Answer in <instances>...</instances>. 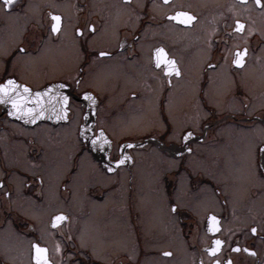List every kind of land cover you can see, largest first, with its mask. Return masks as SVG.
I'll use <instances>...</instances> for the list:
<instances>
[{"label": "flooded vegetation", "instance_id": "obj_1", "mask_svg": "<svg viewBox=\"0 0 264 264\" xmlns=\"http://www.w3.org/2000/svg\"><path fill=\"white\" fill-rule=\"evenodd\" d=\"M179 10L197 19L187 26L170 21ZM256 13L263 16L264 8L254 0H14L10 10L0 0V84L13 79L39 90L59 82L69 95L67 119L34 120L32 113L15 119L6 110L12 104L0 100V264H35L34 241L49 249L53 264H157L159 258L167 264H264V175L227 165L229 157L239 162L249 151L256 161L264 155L258 151L264 139L251 140L248 149L250 140L239 134L264 132V106L252 109L255 96L247 87L255 42L264 43L254 28ZM51 14L62 17L59 33H51ZM237 19L243 32L233 31ZM69 32L73 46L63 40ZM50 45L58 56H51ZM158 47L175 59L180 76L155 67ZM237 49H247L243 66L232 64ZM225 78L243 81L227 98L242 101L241 112L216 102ZM126 123L136 126L134 133H120ZM100 130L109 141L103 147L92 144ZM186 131L194 133L188 141ZM122 153L132 159L115 164ZM148 189L154 201L146 200ZM23 207L54 209L40 221ZM59 213L68 219L53 228ZM209 215L218 219L215 233L207 229ZM91 216L118 237L114 244L108 239L105 258L82 240L84 229L92 230L86 223ZM216 239L224 243L210 258L206 249ZM162 241L169 246L160 247Z\"/></svg>", "mask_w": 264, "mask_h": 264}, {"label": "snow or ice", "instance_id": "obj_2", "mask_svg": "<svg viewBox=\"0 0 264 264\" xmlns=\"http://www.w3.org/2000/svg\"><path fill=\"white\" fill-rule=\"evenodd\" d=\"M3 6L6 10H10L14 5V0H2ZM169 0H164V3L167 4ZM243 2V0H242ZM255 5L264 8V0H254ZM170 21H176L183 25H191L193 21L197 19L196 16H194L192 13L184 10L175 11L174 14L170 15L168 17ZM235 27L233 29L234 32H243L245 29V24L237 19L235 20ZM62 17L57 14H51V23H50V30L51 33H59L62 29ZM87 30L90 32H95L94 25H87ZM76 34L83 35L85 32V27H78L75 29ZM21 52L26 51V49L21 48ZM99 55L101 57L109 55V53L106 52H100ZM232 64L237 66H243L245 64V58L247 56V49H237L233 54ZM154 64L156 68H162V71L167 76H172L173 74L176 76H180L181 72L179 67L177 66V63L175 59H171L168 57V53L165 51L163 47H158L154 49ZM214 67L213 65H209V68ZM170 82V81H169ZM62 87H67V85H63ZM17 89H22L23 93L25 95H21ZM52 91L51 88L45 89L44 92L37 91L34 96L33 100L38 105L40 104L41 98L45 95V93ZM0 100H4L5 102L11 103L13 107V111H11L9 114L12 116H16L18 113H35V108H27L26 102L27 97L29 94H31V90L25 86V85H18L17 82L13 79H8L4 84H0ZM135 95V93H133ZM13 96L15 98H13ZM57 96L59 97L58 103L62 105L60 112L57 114V119H67V113L69 111L68 105H69V96L64 95L60 92H57ZM84 96L87 100L92 101V103H95V98L91 95V93H84ZM40 115H43V111L40 112ZM37 119L39 116L36 117ZM34 122V121H33ZM194 133L192 131H186L183 134V139L185 141H188L190 137H192ZM109 141L105 137V134L103 130H100V133L98 136L94 137L92 139V144L97 145L99 144L100 147H103L105 144H108ZM128 147H131V145H128ZM186 151L189 153L192 151L190 148H186ZM258 151L261 153H264V145H261L258 148ZM177 155H180V153H177ZM132 158L128 156L126 153H122L121 158L115 161V164L120 165L125 162V160H131ZM249 166L254 167L257 171H260L262 175H264V155L260 157L259 161H256L254 159L249 160ZM108 171L111 172L113 169L111 167L108 168ZM3 185V182L0 181V186ZM5 195H9V193H5ZM172 211H176V205H172ZM68 218L63 213H59L52 217L51 225L53 228L59 226L61 222L66 221ZM207 229L209 232L215 233L219 229V223L218 219L215 215H209L208 216V225ZM251 232L255 234L257 232L256 227L251 228ZM224 243V241L220 239H216L213 244L214 246L208 247L206 251L209 253L210 258L214 257L216 254L220 253L221 251V245ZM31 250L32 255L31 259L35 262V264H53L52 259L49 256V249L46 246H42L40 243L32 242L31 244ZM60 245L57 244L55 247V252H60ZM235 252L241 251V249L237 246L234 249ZM243 251L250 253L251 255H255V252L251 249L245 248ZM164 256H171L172 253L170 252H164L162 253ZM201 264H203V261H201ZM212 264H233L231 259H228L227 261H222L220 259H212Z\"/></svg>", "mask_w": 264, "mask_h": 264}, {"label": "rangeland", "instance_id": "obj_3", "mask_svg": "<svg viewBox=\"0 0 264 264\" xmlns=\"http://www.w3.org/2000/svg\"><path fill=\"white\" fill-rule=\"evenodd\" d=\"M254 28H255V30L260 31L264 35V15L261 16L260 14L256 13ZM64 36H65V39H63V40H68V41L71 40V44L70 45L73 46L74 45L73 42L76 41V40H75V37L71 34V32H69V34H67V35L65 34ZM263 38H264V36H263ZM261 40H263V39L262 38L260 40L258 39L255 42V44H256V53H255V58H254V60H255V69H254L253 75L251 76L253 78V81L249 80V82L247 84V87L249 88L250 91L253 92V94L255 96V102H254L253 107H252V109H254V110H257V108H259L260 106H264V43H260ZM64 45H67V48L71 49V46L69 45V43L66 44L64 42ZM64 45L62 47H64ZM48 50L53 52L51 54V56H58V54H59V52L58 51L56 52V50L54 49L53 45H50ZM63 59L64 58H62V61H63ZM60 65L61 64H58V66H60ZM67 69H69V66L68 67L65 66V69H63V71L67 70ZM91 79L93 80L92 76H91ZM235 82H236V86H238L239 84H243V81H241V80H235V79H230V78L221 79V81H220L221 89H220V92H219V88H218L219 94H218V96L216 98V100H217L216 102H218L220 105H222L221 107L223 109H225L227 107L233 108L235 106L236 107H240L239 111L241 112V109L243 107V102L242 101L238 100V98L235 97L234 95H233L232 98L227 99L229 94L232 95V91L234 90ZM186 103H187V106L189 108H192L195 105V103H193V102L190 104V100L189 99H188V101ZM226 104H227V106H226ZM134 123L137 124L136 118L134 120ZM64 127H65V125H61V129L62 130H63ZM135 128H136L135 125H133V124L130 125V124L126 123V124L122 125V127L120 129V133H123V132L134 133L135 132ZM239 134L242 137L245 138L244 142H245L246 138L248 140H250L248 142V149L250 148L251 140H253L255 143H257L261 139H264V132L263 133L262 132L258 133L257 130H255L252 133H248L246 131H242ZM240 150H241V148L239 147L238 152H240ZM239 158L241 159V161L234 162V158L232 157V159H233L232 160L229 157L228 160H227L228 167L234 169V171H236V172L238 171V172L243 173L245 175H251L252 172L254 173V170H253L254 167H250L249 166V160L250 159H254V154L251 157V154H250V151H249L248 153H246V156H244L243 158H241L239 156ZM145 160L146 161H150V159H145ZM157 160H159L161 162V167L165 164V161H166L165 158H162L161 156ZM68 161L69 160H67V162L65 164L64 163L63 164L67 166V164L69 163ZM142 164H145V162L142 163ZM171 165H173L172 162H171ZM144 173H145V170L143 169V174ZM125 174L128 176V173L125 172ZM57 179H58V177H57ZM125 179H127V177L123 178L124 181H125ZM109 181L110 180L106 181V183H108ZM242 183L245 184L244 181ZM145 185H147V184H145ZM53 186L54 185H52L51 188ZM153 191L154 190L152 189V193H154ZM150 192L151 191H149V189L146 191L147 194L145 193V195H146L145 198H146L147 201H154L155 198H153L151 195H149ZM23 208H25V207H23ZM52 209H54V208L45 207V208H39L38 209V208L31 207L29 209L25 208V211L28 212L30 215H33V216L37 217L38 220L42 221V220H45L46 215L48 214V211H50ZM92 218H94V217L91 216V217H89L86 220L87 221L86 223L89 224L92 227V230L84 229L82 240L84 239L83 240L84 243H91L92 246L94 245L93 246L94 249L97 248L98 251L100 252V253H98L96 255L100 256L102 258H105L104 249L103 248L106 246V243L108 242V239L110 238V241H111L110 243L114 244L115 243V238H118V237L110 236L111 232L109 231V229L108 230H103V227H105V222L102 221V218H100L102 222L97 220V221H95V223H93ZM165 228H166V226H165ZM169 228H171V226H169ZM7 229H10L13 232V236H14L15 233H14L13 229L11 228V226H8ZM39 229L42 231L41 228H39ZM160 231L162 233H161L159 239L165 233V232H163L162 229H160ZM7 239L8 238L3 239L5 244H7ZM172 240L173 239H170L169 241L171 242ZM93 242H94V244H93ZM6 246L8 247V245H6ZM159 246L162 247V248H165V247L169 246V242L162 241V242H160ZM88 252L89 251H86V253H88ZM86 253L84 254L85 256H87ZM13 257L16 258V260L22 259L21 256L18 257L16 254L13 255ZM55 258L58 260L57 256H55ZM173 263L174 262H171L169 264H173ZM24 264H28L27 263V259L24 260ZM157 264H167V263H166V260H160V258H159L158 261H157Z\"/></svg>", "mask_w": 264, "mask_h": 264}, {"label": "water", "instance_id": "obj_4", "mask_svg": "<svg viewBox=\"0 0 264 264\" xmlns=\"http://www.w3.org/2000/svg\"><path fill=\"white\" fill-rule=\"evenodd\" d=\"M59 82L54 83L52 85H49L48 87H45L43 89L39 90H31V94L27 97L26 107L27 108H35L36 112L32 113V117L34 120H40V119H52L55 118L57 115L58 108H60L62 105L58 103L59 97L57 96V92H60L64 95L69 96L67 93H65V87H62ZM51 88L52 91L45 93V95L41 98L40 104L34 102L33 96L37 91L44 92L45 89ZM21 95H25L24 93H20ZM4 110V108H3ZM8 113L13 111V107L9 106L6 108ZM43 111V115H40V112ZM10 115V114H9ZM12 118L25 120L30 119V113H18L16 116L10 115ZM39 116L37 119L36 117Z\"/></svg>", "mask_w": 264, "mask_h": 264}]
</instances>
